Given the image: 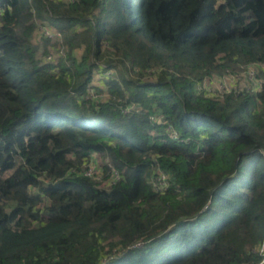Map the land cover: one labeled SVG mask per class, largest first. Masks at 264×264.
<instances>
[{"label": "trees", "instance_id": "16d2710c", "mask_svg": "<svg viewBox=\"0 0 264 264\" xmlns=\"http://www.w3.org/2000/svg\"><path fill=\"white\" fill-rule=\"evenodd\" d=\"M35 21L61 56L37 59ZM262 244L264 0H0V264H257Z\"/></svg>", "mask_w": 264, "mask_h": 264}, {"label": "rangeland", "instance_id": "374dc122", "mask_svg": "<svg viewBox=\"0 0 264 264\" xmlns=\"http://www.w3.org/2000/svg\"><path fill=\"white\" fill-rule=\"evenodd\" d=\"M36 23V27L32 33V43L35 44L38 48L37 53H36V57L37 59H39L42 63H45L46 61H50V58H57L58 56H61L63 54V48L61 47V39L59 36V33L56 32L53 28H50L46 25V23H42L41 21H35ZM56 33H58L57 35H55ZM48 41V44H45L44 41ZM44 50H46L47 53H44ZM79 51V50H78ZM109 73L107 72V75ZM106 75V76H107ZM104 78V75H99V72H95L93 73V84L99 85L101 79ZM153 77H149L146 78V80H153ZM242 77H239V75L231 77V76H227L225 79H223L222 81H218L217 78H212V79H205V84L203 85L202 88H204V90L206 91V93L209 95L210 93H214L216 91L219 90H230V89H238L239 91L243 90L244 88H248V83H246L244 80H242ZM93 94L90 95H94V91H92ZM89 95V96H90ZM96 97L98 96L99 100H104L105 98H107L106 94H97L95 95ZM96 166H101L103 165L104 161L103 159L98 155V154H93V159H92ZM92 173V175H94V173H97V180L100 182V184L102 186H105L106 181L104 179V175L101 174L99 171H95L93 169V167L91 166V168L89 169L88 172ZM101 171V169H100Z\"/></svg>", "mask_w": 264, "mask_h": 264}, {"label": "built area", "instance_id": "2783aa9c", "mask_svg": "<svg viewBox=\"0 0 264 264\" xmlns=\"http://www.w3.org/2000/svg\"><path fill=\"white\" fill-rule=\"evenodd\" d=\"M92 167L94 169V166H92ZM90 168H91V166L88 167L87 170H86V172H85L87 175H92L91 171L88 172ZM260 251H261V254H262V258H261V260L257 264H264V244L261 245Z\"/></svg>", "mask_w": 264, "mask_h": 264}]
</instances>
